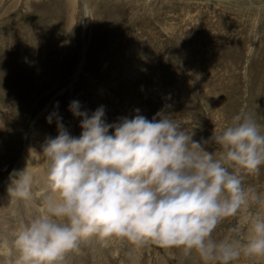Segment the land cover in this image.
<instances>
[{
	"label": "rangeland",
	"instance_id": "obj_1",
	"mask_svg": "<svg viewBox=\"0 0 264 264\" xmlns=\"http://www.w3.org/2000/svg\"><path fill=\"white\" fill-rule=\"evenodd\" d=\"M85 3L87 17L82 0H0V187L10 185L22 156L35 154V164L48 165L42 146L58 134V119L79 137L81 118L69 111L74 100L89 116L103 107L109 124L136 114L151 120L163 111L182 128H193L194 140L208 141L205 150L214 158L224 151L216 138L238 114L251 116L264 130V5ZM226 166L240 171L244 186L264 200V165L255 175ZM36 190L39 211L42 191ZM250 211L264 216V203ZM233 227L240 231L234 234ZM214 235L246 242L251 233L245 214L224 220ZM109 238L116 249L114 255L107 251V264H203L182 247ZM81 245L68 258H80ZM263 258L242 252L230 264H264Z\"/></svg>",
	"mask_w": 264,
	"mask_h": 264
},
{
	"label": "clouds",
	"instance_id": "obj_2",
	"mask_svg": "<svg viewBox=\"0 0 264 264\" xmlns=\"http://www.w3.org/2000/svg\"><path fill=\"white\" fill-rule=\"evenodd\" d=\"M69 111L81 118L82 131L72 136L58 119V134L42 146L48 160L43 211L21 219L5 242L16 264H67L80 241L92 236L182 247L203 264H230L242 252L264 256V216L250 211L264 200L244 186L240 171L226 166L255 175L264 165V130L251 116L234 117L216 138L224 151L214 158L205 150L208 141L194 140L193 128L163 111L151 120L136 114L112 124L103 107L89 116L74 100ZM10 180V198L34 199L27 169L10 173ZM240 213L251 233L246 242L214 235Z\"/></svg>",
	"mask_w": 264,
	"mask_h": 264
},
{
	"label": "bare ground",
	"instance_id": "obj_3",
	"mask_svg": "<svg viewBox=\"0 0 264 264\" xmlns=\"http://www.w3.org/2000/svg\"><path fill=\"white\" fill-rule=\"evenodd\" d=\"M210 1L230 2V3H233L234 5L240 6V8L241 7H248V6L252 7L255 5H264V0H243L242 2H239L238 0H233V1L232 0H218V1L217 0H210ZM82 2L84 4L85 16L87 17V15H88V8L87 7L88 6L85 3L86 0H82ZM85 23H83V28H84ZM32 148H34V147L32 146ZM27 151L25 150V153ZM34 156H35V154L30 155L28 159H25L24 158L25 156H22L23 157V158H21V159H23L21 161L22 164L21 163H20V165L17 164V166L19 168H15V171H22V170L27 169V171L30 174H32V176L34 177V181L36 182V183L35 182L34 183L36 184L37 188L36 187H33V188L40 190V192L41 191L43 192L47 189L48 165L39 166L40 164H38V165L35 164L34 161L36 158ZM8 185H9V183H8ZM8 185L4 184L3 186L0 187V264H16L15 257H12L11 259L9 258L8 249L5 247V242L11 241V239H12V237L16 231V228L18 226V223L20 222L21 219L28 220V219L34 217L35 215H37L43 211V207L39 208V211H37L38 207H34V205H35L34 199L30 202L17 203L14 199L10 198L8 195V191H7L8 187H9ZM3 203L5 204V206L7 208H4ZM112 239H114V238H109L107 240V238H103L100 236H92V237L81 240L80 241V243L82 244L81 246H82V248L85 249V251L82 252L83 254H81L80 258H77L75 256L78 253H75L74 257L71 255V258L70 257H69L70 259L68 258L67 264H90L89 263L90 258L88 259V257H87L88 252H90L92 254V256H91V257H93V259H91L92 264H105V263L107 264V262H106L107 257H105L107 251L111 250L112 254L114 255L115 249H116V247H114L115 245L113 247H111L112 243H113L111 241ZM78 249H80V247ZM81 250L82 249H80V251ZM76 251H78V250H76ZM126 257H129V256H126ZM130 258H132V255L130 256ZM137 260H139V259H137ZM131 261H132V259H131Z\"/></svg>",
	"mask_w": 264,
	"mask_h": 264
}]
</instances>
